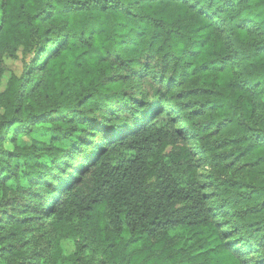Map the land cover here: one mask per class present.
Instances as JSON below:
<instances>
[{
	"label": "trees",
	"instance_id": "1",
	"mask_svg": "<svg viewBox=\"0 0 264 264\" xmlns=\"http://www.w3.org/2000/svg\"><path fill=\"white\" fill-rule=\"evenodd\" d=\"M18 51L31 60L0 91V264H24L26 220L49 264L139 263L175 230L198 244L171 264H264V0H0V58ZM179 135L211 196L192 153L159 157ZM10 190L37 212L5 216Z\"/></svg>",
	"mask_w": 264,
	"mask_h": 264
},
{
	"label": "rangeland",
	"instance_id": "2",
	"mask_svg": "<svg viewBox=\"0 0 264 264\" xmlns=\"http://www.w3.org/2000/svg\"><path fill=\"white\" fill-rule=\"evenodd\" d=\"M31 56V53L24 54L21 51H18L17 57L15 58H11L7 55H4L2 58H0V91L3 90L7 80L12 74L19 76L23 73L24 64L30 62ZM151 77L152 74L150 78L146 77V81H150ZM144 86L146 89H148L147 84L143 85V87ZM149 99H152V97ZM186 137L188 136L185 135L184 137L183 135H179L178 137L164 143L160 148L159 157L169 161L171 158H176L186 153H192L197 162L198 177L204 186V192L211 196V190L208 186L207 180L210 171L209 164L203 161L204 159L202 158L201 154H199L197 151H194L192 142ZM23 142H29V138L25 137ZM17 143L20 144V140H18ZM6 147L8 149H12V145H10L8 142H6ZM148 182L154 183V177L148 176ZM34 198V195L25 198L24 196L20 195V192L10 190L6 198L3 200L4 205L1 208L2 212H4L5 216H10L11 220L17 217L24 219L26 215L32 216L33 213L37 212L32 203ZM210 201L212 202V199H210ZM40 202L42 203V199ZM38 223L39 222L37 220L32 223L26 220L24 223L25 232L23 234L26 235V240L16 241L14 243L15 249L22 251V254H17L15 259L23 261L24 264H49L46 252L47 248H49L50 237L44 234L46 231H43L44 233L41 234L42 232L37 228ZM218 229L223 230L224 228L219 226ZM221 242L230 250L234 249L233 242L229 240L228 236L221 234ZM184 243L198 244V242L191 237V233L182 232L181 230L172 231L166 234V237L160 241V244H154L152 248L147 251L146 256H144L143 259L139 261V263L137 258L134 264H171V256L180 250ZM74 244L75 241L71 238L61 239L59 241L60 255H63L64 257H71L75 251ZM215 244L216 240H211L204 246H201L198 251L204 252L205 248H213ZM200 245H202V243H200ZM144 249L145 247H142L137 250L136 253L142 252ZM86 253L87 250H85V255H88ZM248 257H250V254L249 256L244 255V258ZM58 263L73 264V259L70 258V260L61 261L60 258Z\"/></svg>",
	"mask_w": 264,
	"mask_h": 264
}]
</instances>
